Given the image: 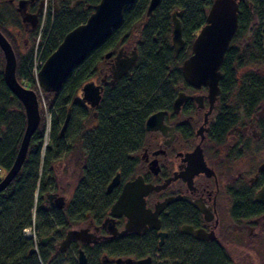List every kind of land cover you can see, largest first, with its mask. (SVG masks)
Segmentation results:
<instances>
[{
    "label": "flooded vegetation",
    "instance_id": "1",
    "mask_svg": "<svg viewBox=\"0 0 264 264\" xmlns=\"http://www.w3.org/2000/svg\"><path fill=\"white\" fill-rule=\"evenodd\" d=\"M18 1L0 2L4 22L8 18L6 6L16 9ZM58 1L52 6L53 13L63 6ZM76 1L67 7L91 9L85 0ZM235 1L238 25L234 40L238 41L236 48L242 49L252 33L260 30L257 18L263 17L264 2ZM47 6L48 0H30L27 4L28 13H38V27ZM246 8L254 19L240 27L239 14ZM243 30V38L238 39ZM261 45L264 49L262 40ZM126 49L123 52L128 55L131 50ZM248 67L232 74L234 87L219 88L212 104L205 87L193 89L183 81L185 90L177 91L170 109L159 110L165 112L164 131H145L133 161L108 180L99 200L84 202L75 200L73 194L62 195L64 205L57 208L46 197L59 196L56 188L44 193L47 232L38 238L34 221L28 227L34 238L22 232L32 241L34 253L46 248L51 264H264V199L257 200L264 198V95L251 99ZM256 75L264 81V64ZM180 92L187 98L174 112L173 101ZM116 174L118 184L107 193L106 187ZM136 179L152 187L142 197L150 216L140 215L131 221L120 213L112 218L111 206L124 185ZM70 229L86 230L82 235L85 240H72L65 251H59V243Z\"/></svg>",
    "mask_w": 264,
    "mask_h": 264
},
{
    "label": "trees",
    "instance_id": "2",
    "mask_svg": "<svg viewBox=\"0 0 264 264\" xmlns=\"http://www.w3.org/2000/svg\"><path fill=\"white\" fill-rule=\"evenodd\" d=\"M98 1L83 2L94 5ZM148 3L149 0H137L129 7L119 28L73 70L59 92L46 93L40 90L51 114L59 112L64 120L67 110H70V118L77 112L84 122L82 121V127L75 134V139L78 140L75 151L64 144L63 138L66 135L64 133L60 136L55 114H52L50 120L49 145L47 144L42 155L43 128L37 127L32 135L20 171L0 193V264H51L50 251L46 248L39 249L37 254H29L32 241L24 238L22 232L30 227L32 221L37 225L38 238L47 232L49 223L44 221L46 217L42 195L55 188L53 161L57 160L55 158L60 153L71 149L77 152L79 159L82 155L85 157L74 189V199L84 202L99 200L108 180L117 171L125 170L133 161L145 134L146 118L155 111L169 110L177 91L185 88L180 65L190 55L188 52H191V43L205 23L211 0H160L151 16L146 17ZM258 3L260 5L262 2ZM61 4L62 8L54 13V8L47 6L40 29L37 26L34 31L27 30L33 40L38 37L36 41L41 52V64L55 50L63 36L84 23L92 11L80 7L76 10L69 9L66 1ZM13 11L17 20L13 21L11 17L10 20L21 27L20 17L15 9ZM173 11H182L179 21L185 45L178 55H174L170 37V15ZM250 16L252 14H249L247 8L242 10L238 19L239 26L247 24ZM6 26L7 23L0 16V31L16 55V79L19 83L21 80L25 81L32 89L36 83V69L40 66L32 70V48L29 55H20L15 37ZM38 30L41 31L37 33ZM231 40H234V36ZM134 46L136 62L113 86L103 87L98 106L91 109L81 104L78 100L80 88L98 77L101 80L104 75H109L110 64L104 54L114 50L116 53L118 49L126 47L132 51ZM263 55L259 28L252 33L250 41L242 49H237L230 43L220 68L223 77L219 88L224 90L234 87L231 84L234 82L232 74L261 60ZM1 59L3 62L2 57ZM247 77L250 80L251 99L264 95L263 79L249 71ZM12 104H17L21 109L20 114L14 115L22 118V130L16 142L11 140L9 134L10 126L15 121L8 108ZM89 122L91 125L86 126ZM23 127V108L7 89L0 72V169L5 172L12 164Z\"/></svg>",
    "mask_w": 264,
    "mask_h": 264
},
{
    "label": "water",
    "instance_id": "3",
    "mask_svg": "<svg viewBox=\"0 0 264 264\" xmlns=\"http://www.w3.org/2000/svg\"><path fill=\"white\" fill-rule=\"evenodd\" d=\"M30 0H20L16 5V12L22 24L29 31H34L38 25V13L30 14L26 11ZM136 0H99L96 4L89 6L92 11L84 23L79 24L68 31L55 48V50L44 60L35 74L38 88L46 93H57L61 90L62 84L68 76L81 65L85 59L101 46L112 33L119 28L123 21L126 10L132 6ZM75 3H78L76 1ZM160 3V0H149L146 8V17ZM182 11H173L171 18V45L174 55H178L184 48V40L181 33L179 17ZM238 7L235 0H213L205 16V23L198 31L191 43V53L186 57L181 65L180 71L183 81L193 89L205 87L207 98L212 104L219 94V80L221 79V64L224 54L229 47L230 41L237 30ZM0 50L4 57L3 80L10 91L23 108L24 129L18 145L16 154L11 166L0 180V193L10 184L18 174L26 157L30 139L37 130L40 115L38 109L37 94L20 84L16 79V57L10 43L0 32ZM104 58L109 61V79L107 75L101 78V84L88 82L80 88V101L95 109L101 99L103 85L113 86L117 80L123 77L134 65L137 59L136 50L133 49L125 55L120 48L116 53L108 51ZM182 92L178 93L173 101V111L178 112L180 106L186 99ZM196 102L198 99L194 98ZM163 111L151 114L145 121V131H164L162 124ZM95 116V114H93ZM70 110H67L59 134L63 135L68 121ZM119 175L116 174L106 187V192H110L118 184ZM143 188L140 189H134ZM151 186H144L136 179L134 182L126 183L121 195L110 208V216L117 217L124 213L131 221L139 218L140 215L150 216L144 208L142 197L151 190ZM261 196H264L261 195ZM260 196V197H261ZM49 203L57 208H62L64 198L55 194H47ZM264 198H258L262 201ZM161 209L156 206V212ZM128 228V227H127ZM86 230L80 231L70 229L66 232L65 238L59 243V251H65L70 241H84L83 234ZM29 253H34L31 249ZM82 260V259H81ZM80 260V263L82 261Z\"/></svg>",
    "mask_w": 264,
    "mask_h": 264
},
{
    "label": "rangeland",
    "instance_id": "4",
    "mask_svg": "<svg viewBox=\"0 0 264 264\" xmlns=\"http://www.w3.org/2000/svg\"><path fill=\"white\" fill-rule=\"evenodd\" d=\"M48 1H49L48 2L49 8H51V6H53V4L54 5L56 4L55 0H48ZM62 1H66L68 4L70 2L71 4L74 5L76 0H59L58 4H61ZM262 1L264 2V0H262ZM89 6H92V5H89ZM6 9L8 10V13L6 14L8 18L5 21V23H7L6 27L15 37L16 44H17L16 46H17V50H18L19 54L22 56H27V55H29V51L31 50V48L33 50L31 58H32V70L34 71V67L41 65V59H40L41 52L38 48V43L36 41V39H38V37L36 36V39L33 40L32 36L26 30L22 29V26L19 27L18 25L12 23V20L13 21L17 20L14 17L13 6H10V7L6 6ZM262 16H263L262 18H261V16H259L257 18L258 19L257 24H259L258 26H260V32H261L260 37H261V40H262L263 45H264V14H262ZM10 17L12 18V20H10ZM253 19H254V14H252V16L249 17L248 22L253 21ZM41 27H42V22L40 21L39 22V29ZM39 31H41V30H38L37 33H39ZM244 34H245V31L243 30L241 32V34L239 35L238 39H242ZM250 39L247 40V43L250 41ZM231 45L235 48L236 47L238 48V41L232 40ZM126 50L129 51L128 48ZM114 53H115V50H114ZM188 53H190V52H188ZM1 57H2V54H1ZM263 64H264V60H259L257 62H254L253 64H251L247 70L249 72L257 74L258 71L262 68ZM2 68H3V63H2L1 70H2ZM99 80H100L99 77L97 79H95L96 83H99ZM20 83L23 86H25L26 88L31 89L30 86H27V83H25V81L21 80ZM32 87H34V88H32L31 90H33L38 95V109H39V115H40V121L38 124V129L43 128V130H44V137H43L44 140H43L42 151H41V155H42L47 144L49 145V143H48V139H49L48 132H49V128H50V120H51L52 114H55V117L57 116V118H58V128L59 129L62 125L63 115L59 114V112L57 113L54 111H53L54 113L51 114V111L48 109V105L46 103V100H44L45 99L44 95L40 91V89L38 88L37 84L35 83V85ZM182 89L185 90V88H182ZM78 100L80 101V95H78ZM8 108L10 110V113L11 114L13 113V116L15 118L14 123L11 124L10 129H9L10 130L9 134L11 136V140L15 141L18 139L19 133L22 130L21 129L22 128V124H21L22 118H20V116L14 115V114H17V113L20 114L21 109L18 107L17 104H12ZM82 121L84 122V120H80L79 114L76 112V114L69 119L68 124H67L66 129H65L66 132L64 131L66 136L63 138V142H64V144H67V146H70L71 149L73 148L74 151L76 150V148H77L76 145L78 144V140L75 139L77 137V136H75V134L82 127L80 125L82 123ZM89 125H91L90 122L86 124V126H89ZM75 141H77V143ZM71 149L69 151L60 153V156L58 155L59 157L55 158L57 160L53 161L54 162L53 163V181H54L55 188H56L55 192H57L59 194V196L67 195L70 197L73 194L75 186H76V182H77V180L79 178V174H80V167H81L80 165L83 162V160L85 162V157L83 155H82L81 159H79L77 152L71 151ZM51 150H52V147H51ZM5 173L6 172L4 170L0 169V180L3 178Z\"/></svg>",
    "mask_w": 264,
    "mask_h": 264
},
{
    "label": "built area",
    "instance_id": "5",
    "mask_svg": "<svg viewBox=\"0 0 264 264\" xmlns=\"http://www.w3.org/2000/svg\"><path fill=\"white\" fill-rule=\"evenodd\" d=\"M34 69H36V68H34ZM23 232H24L25 236H27L29 238L30 237H33L34 238V234H33L32 229L28 228V229H25Z\"/></svg>",
    "mask_w": 264,
    "mask_h": 264
},
{
    "label": "bare ground",
    "instance_id": "6",
    "mask_svg": "<svg viewBox=\"0 0 264 264\" xmlns=\"http://www.w3.org/2000/svg\"><path fill=\"white\" fill-rule=\"evenodd\" d=\"M49 2V1H48ZM135 4V3H134ZM46 12V11H45ZM40 20H41V17H40ZM3 35V34H2ZM4 36V35H3ZM8 41V40H7ZM9 42V41H8ZM11 45V44H10ZM12 47V46H11ZM12 50H13V48H12ZM13 52H14V50H13ZM14 55H15V53H14ZM15 57H16V55H15ZM39 69V68H38Z\"/></svg>",
    "mask_w": 264,
    "mask_h": 264
},
{
    "label": "clouds",
    "instance_id": "7",
    "mask_svg": "<svg viewBox=\"0 0 264 264\" xmlns=\"http://www.w3.org/2000/svg\"><path fill=\"white\" fill-rule=\"evenodd\" d=\"M41 66V65H40ZM36 72H37V69H36Z\"/></svg>",
    "mask_w": 264,
    "mask_h": 264
}]
</instances>
